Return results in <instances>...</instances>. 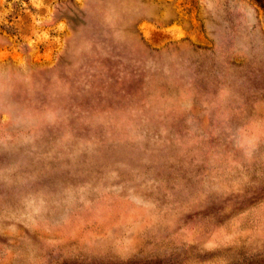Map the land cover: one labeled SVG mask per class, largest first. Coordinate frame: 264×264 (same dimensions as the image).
<instances>
[{"label": "rangeland", "instance_id": "rangeland-1", "mask_svg": "<svg viewBox=\"0 0 264 264\" xmlns=\"http://www.w3.org/2000/svg\"><path fill=\"white\" fill-rule=\"evenodd\" d=\"M0 264H264L254 0H0Z\"/></svg>", "mask_w": 264, "mask_h": 264}, {"label": "trees", "instance_id": "trees-1", "mask_svg": "<svg viewBox=\"0 0 264 264\" xmlns=\"http://www.w3.org/2000/svg\"><path fill=\"white\" fill-rule=\"evenodd\" d=\"M264 10V0H254Z\"/></svg>", "mask_w": 264, "mask_h": 264}]
</instances>
